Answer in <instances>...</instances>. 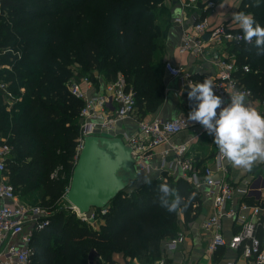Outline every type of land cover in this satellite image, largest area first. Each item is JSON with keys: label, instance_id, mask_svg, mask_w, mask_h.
<instances>
[{"label": "trees", "instance_id": "16d2710c", "mask_svg": "<svg viewBox=\"0 0 264 264\" xmlns=\"http://www.w3.org/2000/svg\"><path fill=\"white\" fill-rule=\"evenodd\" d=\"M167 1L0 0V76L10 82L13 98L10 104L0 89V136L12 146L6 174L23 201L52 209L69 187L84 104L69 90L73 78L98 81L99 75L112 81L122 74L142 117L164 101L165 64L155 63L154 57L170 25ZM239 10L264 26V0H241ZM230 45L238 65L250 67L234 74L253 98L264 97V55H256L243 39ZM1 48L19 51L20 57ZM188 91L189 85L183 93L193 106ZM150 181L121 191L97 225L74 212L55 213L57 222L52 217L35 233L33 264H88L93 249L108 264H120L113 259L115 252L123 254V264H131L128 257L142 264L159 259L162 243L180 232V220L189 223L201 214L202 195L183 178ZM164 182L185 198L182 211L159 206L157 186ZM36 190L41 201L28 197Z\"/></svg>", "mask_w": 264, "mask_h": 264}, {"label": "built area", "instance_id": "2783aa9c", "mask_svg": "<svg viewBox=\"0 0 264 264\" xmlns=\"http://www.w3.org/2000/svg\"><path fill=\"white\" fill-rule=\"evenodd\" d=\"M173 1L178 2L181 8L180 14L174 18L175 22L183 23L186 19L192 20L191 28L184 31L179 46L181 53L191 52L196 56L203 57L211 44L232 43L241 40L239 37H242L243 33L234 30L233 27L225 23L212 27L206 18H201L198 11L189 15L188 8L201 9L198 5L199 0ZM214 5L213 0L207 2L208 7ZM206 33L210 34L208 39L204 38ZM7 51H12L20 57V52L11 48H5L2 52L6 53ZM215 62L218 68L217 72L209 79L213 80L216 94L221 95L226 104L229 101L228 93L233 87L246 91L248 96H252L251 90L241 84L234 74L241 68L244 71H250L248 64L238 65L234 54L230 57H219ZM165 68L172 76L186 78L189 84L194 83L191 74L172 61L166 60ZM96 78L100 81L102 77L96 75ZM99 81L92 80L89 76H82L72 80L69 85L71 94L84 102L80 111L81 121L76 158L83 147L85 135L96 132L119 135L117 128L121 121L138 118L136 132L121 134L137 154L135 167L138 172L150 173L153 170H159L162 173L169 165L177 174V178L186 179L197 190L206 186V193L211 195L214 201V212L206 216L201 223L204 231L211 232L207 251L213 253L218 247L224 245L237 249L245 240L249 239L243 254L252 258L254 264L264 263V221L261 222L259 218L256 221L249 219L247 215L240 213L233 206H229V203L234 200L235 188L225 177L227 166L221 160L219 152H217L214 162L217 171L211 165H206L202 170H199L194 165L195 159L188 152L189 141L180 143L172 141L173 136L193 126H197L199 129L196 135L207 131L199 123L188 121V113L172 119L158 116L148 119L140 118L134 92L132 89L126 88L125 77L122 74L112 81H103L101 92L88 95V90ZM9 86L10 82L0 76V89L12 98ZM258 99L262 107L261 114H264V97ZM165 145V148H159ZM11 151L10 144L0 143V174L4 176L0 182V264H33L36 254L33 245L35 233L50 225L52 214L50 208L23 201L16 192L15 186L9 181L6 174V162ZM170 152L175 154L171 162L167 156ZM169 162L170 164H168ZM159 177L166 179L167 176L161 174ZM242 191L248 193L251 188L248 187ZM247 207L246 204H242V209ZM72 208L82 221L89 223L97 222L99 217L107 213L109 209L107 205L103 208H93L87 214H80L75 207L72 206ZM252 209L253 215L257 216L260 213L259 207ZM223 218L235 219L241 225L240 230L234 233L230 239H226L221 231ZM258 224L262 227L260 237L255 234ZM183 240L184 235L179 232L175 238L168 240L165 244L168 248L174 249Z\"/></svg>", "mask_w": 264, "mask_h": 264}, {"label": "crops", "instance_id": "0c3cea01", "mask_svg": "<svg viewBox=\"0 0 264 264\" xmlns=\"http://www.w3.org/2000/svg\"><path fill=\"white\" fill-rule=\"evenodd\" d=\"M208 1L210 0H201L202 5L200 10L191 7L187 9V13L190 15L192 12L198 11L199 14H201V18L202 14H204L205 16L203 18H206L212 27L225 23L231 27L238 28L233 19L228 16L227 8H223L222 11L218 9L222 8V6L224 7L226 2H228L227 0H219L217 3L213 0L215 2L213 7L207 6ZM222 1L224 2L221 5H218V3ZM233 1L234 4L232 5L235 8V11L239 12L241 0ZM167 6L170 13V25L167 29L165 37L163 38L162 47L155 54V63H163L164 66L166 60L172 61L175 65L181 66L185 72H189L191 74V78L194 80V83L203 82L205 79L212 78L218 69L215 62L217 58L224 56L230 57L234 54L230 50V43L211 44L207 49L206 55L203 57L196 56L191 52L181 53L179 51V46L182 42L184 31L191 28L192 20L186 19L183 23L175 22L174 18L181 12L180 4L176 1L168 0ZM177 10H179V12ZM188 18L191 17L188 16ZM103 81H105V79L102 77L99 82L95 83L88 90V95H95L98 92H101L103 88ZM164 84V101L156 111L150 113L145 118L148 119L158 116L164 119H172L177 116L185 115L191 110L192 106L189 105L187 98L183 93L184 88L187 85H190L186 78L182 79L180 77L172 76L164 67ZM3 92L5 93V98L11 104L13 99L9 97L4 90ZM246 102L256 107L258 111H262L258 98L255 99L252 96H247ZM140 118L143 117L140 116ZM137 120L138 118H128L125 121H121L117 128L119 135L123 133L132 134L136 132L138 130ZM198 130L197 126H193L188 130H184L173 136L172 141L177 143L189 141L188 152L192 158L195 159V167L202 170L204 166L211 165L213 166V169L217 171V167L214 162L216 161L218 149L213 144V137L207 132L196 135ZM3 140L4 139L0 136V143H6ZM163 147L165 148L166 145L159 148ZM167 156L171 162V160L174 159L175 154L170 152ZM196 161H198L199 165ZM170 162L168 164H170ZM224 163L227 166V172L225 173L226 175H224L235 188L233 196L234 200L229 203V206H233V208L239 210L240 213L247 215L249 219L256 221L259 218L261 222L264 221V163L257 164L250 172L233 168L226 161H224ZM151 173L153 177H159L161 174H163V176L169 174L174 178H177V174L169 165L162 173L159 170H153ZM3 177L4 176L0 174V182ZM248 187L251 188V191L244 193L242 189H246ZM199 191L202 195L201 214L189 223L184 222L183 218L180 220V232L184 235V240L178 244L177 248L174 249L168 248L165 244L168 240H165L162 243L161 257L149 264H254L252 258L246 257L243 254L244 247L249 243V239L245 240L244 243L237 249H232L227 245H224L218 247L213 253L207 251V245L211 238V232L209 233L204 231L201 227V223L206 216H209L214 212V201L213 197L206 193V186L201 187ZM242 204H246L248 207L246 209H242ZM253 207L260 208V213L257 216L252 214ZM259 226L261 225L258 224V227ZM240 228L241 225L235 219L223 218L221 231L226 239H230L234 233L240 230ZM260 231L262 234V227ZM255 234L257 237L261 236L257 235V231ZM96 256H93V264H96ZM113 259L115 262L120 264H123L126 261L125 257L120 252H115ZM127 260H131V264H142L137 258L131 259L128 257ZM106 263L108 264V262Z\"/></svg>", "mask_w": 264, "mask_h": 264}, {"label": "clouds", "instance_id": "9594fccd", "mask_svg": "<svg viewBox=\"0 0 264 264\" xmlns=\"http://www.w3.org/2000/svg\"><path fill=\"white\" fill-rule=\"evenodd\" d=\"M232 19L243 32L239 39L253 45L256 55H264V26L250 12H235ZM215 89L212 79L189 85L187 97L193 106L187 120L199 123L213 137L222 161L250 172L257 164L264 163V114L246 102V91L233 87L226 104ZM146 182L151 183L150 179ZM157 192L159 206L168 212L175 213L187 207L178 189L168 183H160Z\"/></svg>", "mask_w": 264, "mask_h": 264}, {"label": "water", "instance_id": "95a60500", "mask_svg": "<svg viewBox=\"0 0 264 264\" xmlns=\"http://www.w3.org/2000/svg\"><path fill=\"white\" fill-rule=\"evenodd\" d=\"M209 36L206 33L204 38ZM136 158L135 150L121 135L107 132L85 135L64 198L80 214L107 206L138 180Z\"/></svg>", "mask_w": 264, "mask_h": 264}, {"label": "rangeland", "instance_id": "374dc122", "mask_svg": "<svg viewBox=\"0 0 264 264\" xmlns=\"http://www.w3.org/2000/svg\"><path fill=\"white\" fill-rule=\"evenodd\" d=\"M216 3H217V1H219V0H214ZM228 2H226V5L223 7L222 6V8H218L220 11H222L223 10V8H227V14H228V16H230V18L232 19V15H233V13H235V12H237V11H235V8L233 7V5L232 4H234V1L233 0H227ZM238 1V0H237ZM224 1H222V2H220V3H218V5H221L222 3H223ZM239 3V2H238ZM227 4H228V6H227ZM218 7H220V6H218ZM217 9V8H216ZM241 11H244V10H241ZM244 12H247V11H244ZM3 49H5V48H1V52L3 51ZM3 53V52H2ZM79 63H77L75 66H74V69H75V72H77V68H79ZM76 80V79H79V78H73L72 80ZM72 80H71V82H72ZM24 89L25 88H21V91H24ZM140 114L138 113V116H139ZM166 176H169V175H166ZM151 178H159V179H161V177H153V175H152V173L150 172V173H144V172H140L139 171V178H138V180L132 185V186H130V187H128L126 190H127V192H130L131 190H133V189H135V188H137V187H139V186H141L142 184H144L147 180H149V179H151ZM29 195V194H28ZM29 198H31L32 200H35V201H41V192H40V190H36V191H33V192H31V194L28 196ZM63 210H65V213H68V212H74V214L76 215V217H78L77 216V214H76V212L73 210V208H72V205L64 198V196L59 200V202L56 204V205H54V206H52V209H51V211H50V213L52 214V217L53 216H58V215H56L55 213H59V212H61V211H63ZM52 217H51V219H52ZM54 218V217H53ZM54 220H55V223L57 222V220L54 218ZM98 222L99 221H97V222H92V225H94V224H98ZM52 243H55V241H52ZM115 253H113V255H114ZM97 255V256H96ZM112 255V256H113ZM93 256H96V260H95V262H96V264L97 263H100V264H107L106 262H104L105 260L103 259V258H101L100 256H99V254L97 253V251L96 250H91V252L89 253V259H88V264H93Z\"/></svg>", "mask_w": 264, "mask_h": 264}]
</instances>
